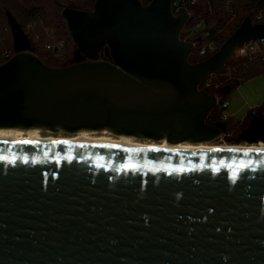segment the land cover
I'll use <instances>...</instances> for the list:
<instances>
[{
	"label": "water",
	"instance_id": "obj_1",
	"mask_svg": "<svg viewBox=\"0 0 264 264\" xmlns=\"http://www.w3.org/2000/svg\"><path fill=\"white\" fill-rule=\"evenodd\" d=\"M6 14L14 53L0 63V128L104 129L171 144L0 140V156L15 159L0 160V264H264V148H174L224 134V121H207L217 95L199 83L264 37V22L246 15L190 62L194 44L180 37L188 12L173 14L171 0L64 5L76 49L54 66ZM235 140L264 142V116Z\"/></svg>",
	"mask_w": 264,
	"mask_h": 264
},
{
	"label": "rangeland",
	"instance_id": "obj_2",
	"mask_svg": "<svg viewBox=\"0 0 264 264\" xmlns=\"http://www.w3.org/2000/svg\"><path fill=\"white\" fill-rule=\"evenodd\" d=\"M6 1V0H5ZM50 0H14L12 3L15 9L22 10L25 6H30V4L33 3H40L45 4L48 11L46 13H42L37 15L36 18L32 19L30 17L26 18H17L22 24H26L29 29L28 36H33L35 39L34 44H38V53L40 55H45L46 53H51L49 56L52 58V62H62V61H68L70 57H73V53L76 49V46L74 45V42L66 28V25L64 23V20L59 15V18H55L54 16V7L49 5ZM144 1V0H143ZM149 1V0H145ZM246 0H214V3L212 2H206V1H200L199 5L196 4V6L193 8V13L195 20H203L204 21V27L206 28L207 21L208 26H213L216 22V20L219 17H223L225 14L228 16L227 18H224V20L227 21L226 24L230 23L234 18H236L237 15H242L241 10L237 8V6ZM30 2V3H29ZM33 2V3H32ZM220 4L219 9L221 10V13H218L214 15V11L216 10L215 7ZM204 7L208 10V14L202 12V10H197L198 8L201 9ZM237 10V12H236ZM259 10V9H258ZM256 10V11H258ZM254 11L253 13H255ZM20 17V16H19ZM252 21L254 19L252 18ZM193 23V20L188 21L185 24L184 29L180 32V37L182 39H189L190 34V26ZM61 45V46H60ZM53 48H58L55 53H52ZM218 49V48H217ZM237 47L234 50V53L229 58L228 63H225L224 69L217 73V74H211L208 77V79L211 80L212 86L215 88H221L224 83L231 81L236 78H242L243 75L248 73L251 70H262L264 69V50L261 45L254 44L253 47L248 46L246 47V53L242 54L240 53L239 49L237 51ZM4 53H8L9 57L14 53L13 49V38L10 30V26L7 22V17L5 14V7L0 0V57L7 59V57H4ZM62 54V58H58V55ZM201 56L198 55L197 49L194 48L190 54V58L199 59ZM263 62V63H262ZM57 66V65H54ZM221 74V75H219ZM221 77V78H220ZM247 82L241 83L239 86H237L232 93L229 94L228 98L223 97L224 99H228L229 106L220 109L221 108V100H224L221 98V92L215 91L219 95L218 104L214 109L216 110H222L223 113L226 114L227 118L224 120L225 122V130L234 128L238 125L241 116L243 113H246L247 109L250 105L251 107L259 106L260 104H263L264 100V72L255 75L253 77H250L246 80ZM259 101H262L259 103ZM255 102H258V104H253ZM230 133V132H229ZM41 134L43 136L52 135L54 137H65V136H71L73 135V132H67L63 130H57V131H42ZM108 134V133H107ZM102 135V134H97ZM112 136V134H108ZM230 134L220 135L219 137L212 139L210 141H202V142H196L195 144H206V145H222V144H242V145H256L257 142H246V141H236L234 135L229 136ZM136 141L143 142V143H151V142H158L155 139L150 138H134Z\"/></svg>",
	"mask_w": 264,
	"mask_h": 264
},
{
	"label": "trees",
	"instance_id": "obj_3",
	"mask_svg": "<svg viewBox=\"0 0 264 264\" xmlns=\"http://www.w3.org/2000/svg\"><path fill=\"white\" fill-rule=\"evenodd\" d=\"M143 1V0H142ZM202 1V0H198L197 4L199 5V2ZM203 1H206V2H212L214 3V0H203ZM3 4H4V7H5V14L7 11H10L13 15V17L21 24V26L23 27L24 31L27 33L29 31L28 27H26L27 25L26 24H22L17 18H26V17H30L32 19L36 18L37 15L41 14L42 13H46L48 11V9L46 8L45 4H40V3H33V4H30V6H25L24 8H22V10H19V9H15L14 6H13V2L14 0H2ZM30 3V2H29ZM143 3H147V1H143ZM49 5H51L52 7H54V16L55 18H59V15L61 16L60 14V10L62 8V6L64 5H73V6H80V7H87L88 6V3L87 2H78V1H71V0H50L49 1ZM219 6L220 4L217 5V7H215V11H214V15L218 14V13H221V10L219 9ZM264 7V0H246L245 2L239 4L237 6V8L239 10H241L242 12V15H237L236 18H234L230 23L226 24L227 21L224 20V18H227L228 16L225 14H222L224 15L223 17H219L215 24L213 26H208L207 24V21H205L206 23V29L209 30V35L207 36H204L201 43H205L207 41H209L211 38L214 39L216 41V50L217 48H219V46L225 41V39L239 26V24L241 23V21L243 20V18L246 16V15H253V12ZM198 11L199 10H202L203 13H205L206 15L208 14V10L205 9L204 7H202L201 9H197ZM237 12V10H236ZM20 16V17H19ZM6 17H7V14H6ZM62 17V16H61ZM63 19V18H62ZM64 20V19H63ZM7 22H8V19H7ZM65 23V21H64ZM9 24V23H8ZM66 25V23H65ZM67 28V27H66ZM28 34V33H27ZM30 39H31V44H32V51L37 54L45 63L49 64V65H64V64H68L72 61L73 57H70L68 61H62V62H52L51 61V57L49 56L52 55L51 53H46L45 55H40L38 53V44H34V40H37L35 39L33 36H30ZM197 44V47H199L200 45H203V44ZM61 46V45H60ZM55 49H58V48H53L51 51L52 53H55ZM74 55V53H73ZM209 54H207L206 56L204 57H201L199 59H195V58H190L189 57V60L190 62H196L198 60H201L205 57H207ZM63 57V56H62ZM61 57V58H62ZM59 58V57H58ZM5 60V58H1L0 57V63L3 62ZM229 59L226 61L228 63ZM263 63V62H262ZM264 64V63H263ZM264 72V69L262 70H251L249 71L248 73H246L245 75L242 76V78H236V79H233L231 81H228L226 83H224V85L221 87V88H215L214 86H212V88L210 89L211 92H215V91H218V92H221V98H225V97H228L229 94L243 81L247 80L248 78L250 77H253L255 75H259L261 73ZM221 75V74H219ZM221 78V77H220ZM223 98V99H224ZM219 112L220 110H216V109H213L208 118H207V121L210 122V123H215V122H219ZM252 116V114L249 112L248 115L246 116V118L243 120V121H239L238 125L234 128H231V129H227V132L231 135H234V134H237L242 128H244L247 123H248V120L249 118ZM229 135V136H230Z\"/></svg>",
	"mask_w": 264,
	"mask_h": 264
},
{
	"label": "bare ground",
	"instance_id": "obj_4",
	"mask_svg": "<svg viewBox=\"0 0 264 264\" xmlns=\"http://www.w3.org/2000/svg\"><path fill=\"white\" fill-rule=\"evenodd\" d=\"M49 128H31V129H22L18 128L16 130H9L0 128V140H17V141H66V142H111L118 143L122 145L128 146H142V147H150V148H167L170 146L171 141L167 140L165 137L157 140L158 142L151 143H143L136 141L134 138H138L136 136L123 138L119 135L111 133L107 130L101 129H77L73 132L71 136L65 137H54L52 135L43 136L41 134L42 131H49ZM62 130V129H58ZM64 131V130H63ZM102 134L98 135L97 134ZM112 134V136L108 134ZM202 142V141H200ZM211 147H220V148H234V149H257L264 148V142L259 141L256 145H242V144H222V145H206V144H195L191 141H181L174 142V148L182 149V148H211Z\"/></svg>",
	"mask_w": 264,
	"mask_h": 264
},
{
	"label": "built area",
	"instance_id": "obj_5",
	"mask_svg": "<svg viewBox=\"0 0 264 264\" xmlns=\"http://www.w3.org/2000/svg\"><path fill=\"white\" fill-rule=\"evenodd\" d=\"M71 1L87 2L88 3L87 7H80V6L71 5L73 7L92 8V4H93L94 0H71ZM197 2H198V0H171V9H172L173 14H175V15L180 14L182 12H188V21L193 20V23L190 26L189 39H185V40L191 41L194 44V48L197 49L198 55L201 57H204L207 54L210 55L211 53H213L216 50V41L211 38L209 41H207L205 43H201L203 37L209 35V30L204 27V21L203 20H199V21L195 20L194 13L192 10L196 6ZM250 18H251L252 23L264 22V7L260 8L258 11L253 13L252 16L250 15ZM252 18L254 19V21H252ZM184 27H185V25H184ZM184 27L182 28V30L184 29ZM200 43L203 45H200L199 47H197V44H200ZM254 44L261 45L263 50H264V37H260L257 39H251L248 42L244 43L243 45L238 46L237 48L239 49L240 53L244 54V53H246V47L247 48H248V46L253 47ZM238 49H237V51H238ZM55 51H57V49H55ZM3 56L7 57V58L9 57L8 53H4ZM58 57L61 58L62 54L58 55ZM199 87L204 88V89L211 92L210 89L212 88V82L210 79H208V77H205L199 83ZM215 94L217 95V104H218L219 95L217 93H215ZM220 104H221L220 109H223V108L228 106V100L227 99L221 100ZM249 112L252 115L261 114L264 116V103L257 106V107H252L249 110ZM226 118H227V116L225 115V113H223V111L220 110L219 120H224Z\"/></svg>",
	"mask_w": 264,
	"mask_h": 264
},
{
	"label": "snow or ice",
	"instance_id": "obj_6",
	"mask_svg": "<svg viewBox=\"0 0 264 264\" xmlns=\"http://www.w3.org/2000/svg\"><path fill=\"white\" fill-rule=\"evenodd\" d=\"M23 142L24 143H30L31 141H23ZM55 142L56 141H54V143ZM62 142H66V141H62ZM69 159H71V157H69ZM0 160H9V158L6 157V156H0ZM9 162L10 163H15V159L13 158V159L9 160ZM24 162L27 163L28 162L27 159H25ZM33 162H35V160H33ZM251 163H253V162H249V164H241L239 166V168L240 169L248 168V167H250ZM256 163H258V162H256ZM121 167H129V168H131V167H134V165H127V166L122 165ZM180 171H183V169H180ZM214 171H219V169H214ZM238 175H239L238 172H233V174L231 176V179H232V182L233 183H236V181L238 179ZM209 211H211V209H209Z\"/></svg>",
	"mask_w": 264,
	"mask_h": 264
},
{
	"label": "crops",
	"instance_id": "obj_7",
	"mask_svg": "<svg viewBox=\"0 0 264 264\" xmlns=\"http://www.w3.org/2000/svg\"><path fill=\"white\" fill-rule=\"evenodd\" d=\"M243 82L245 83V82H247V81L245 80V81H243ZM243 82H241V83H243ZM241 83H240V84H241ZM240 84H239V85H240ZM239 85H238V86H239ZM231 93H232V92H231ZM227 98H228V97H227ZM227 100H228V99H227ZM260 102H262V101H259V103H260ZM263 103H264V100H263ZM253 104H258V102H255V103H253ZM260 105H261V104H260ZM228 106H229V101H228ZM251 106H252V105H250L249 108L247 109L246 113H243L242 116H241V118H239L240 121H243V120L246 118V116H247L248 113H249V110L252 108ZM254 107H257V106H254ZM225 115H226V114H225Z\"/></svg>",
	"mask_w": 264,
	"mask_h": 264
},
{
	"label": "flooded vegetation",
	"instance_id": "obj_8",
	"mask_svg": "<svg viewBox=\"0 0 264 264\" xmlns=\"http://www.w3.org/2000/svg\"><path fill=\"white\" fill-rule=\"evenodd\" d=\"M226 130H227V129H226ZM225 132H227V131H225ZM225 132H224V134H225ZM227 134H229V133L227 132ZM236 135H237V134H234V137H236Z\"/></svg>",
	"mask_w": 264,
	"mask_h": 264
}]
</instances>
